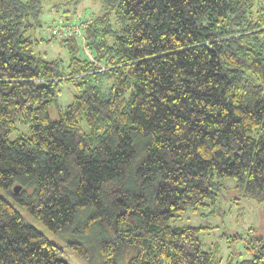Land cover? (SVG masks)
<instances>
[{
	"label": "trees",
	"instance_id": "obj_1",
	"mask_svg": "<svg viewBox=\"0 0 264 264\" xmlns=\"http://www.w3.org/2000/svg\"><path fill=\"white\" fill-rule=\"evenodd\" d=\"M95 1L0 0V188L88 263L220 264L206 227L171 220L215 212L227 177L264 202V3ZM52 41L65 57L38 49ZM246 249L228 263L264 264V237ZM61 253L0 195V264Z\"/></svg>",
	"mask_w": 264,
	"mask_h": 264
},
{
	"label": "rangeland",
	"instance_id": "obj_2",
	"mask_svg": "<svg viewBox=\"0 0 264 264\" xmlns=\"http://www.w3.org/2000/svg\"><path fill=\"white\" fill-rule=\"evenodd\" d=\"M264 3V0H259ZM47 5L45 4V13L43 17L51 14L46 13ZM100 4L95 0H82L78 6V13L90 15L91 13H99L101 10ZM52 22H55L53 20ZM48 26L45 25L44 28ZM43 36H48V31L41 32ZM38 49L44 53L48 59L56 58L58 55H66L63 47L58 45L57 41L50 43L42 42ZM85 53H89L84 48ZM91 59L92 55L88 54ZM74 93L73 86L70 83L61 85V94L58 97L57 103L61 106L66 105L72 98ZM51 114L55 116V111L50 109ZM20 133H28V128L25 125L17 124V128L13 130L9 138L14 139ZM228 185L223 190V195L218 203L215 212L210 213V208L205 207L194 212L186 210L181 215L171 220L173 225L190 224L193 226H203L206 229L199 232V238L204 249L217 248L221 258L220 264H229L228 260L235 261L251 257V252L247 251L246 247L255 242L258 237H264V202H257L250 197L238 194L234 188L235 181L231 177L225 179ZM0 195L7 199L31 225L44 233L53 242L62 247L61 256L69 264H91L84 261L78 256L77 252L71 248L63 238L54 235L45 225L29 213L18 201L9 196L0 188ZM92 264H99L96 258Z\"/></svg>",
	"mask_w": 264,
	"mask_h": 264
},
{
	"label": "built area",
	"instance_id": "obj_3",
	"mask_svg": "<svg viewBox=\"0 0 264 264\" xmlns=\"http://www.w3.org/2000/svg\"><path fill=\"white\" fill-rule=\"evenodd\" d=\"M80 21L72 20L69 24L68 23H61L58 21L52 22L51 25L48 27L49 30H51L52 33H59V34H70V32L77 31L79 32V28L81 24Z\"/></svg>",
	"mask_w": 264,
	"mask_h": 264
},
{
	"label": "water",
	"instance_id": "obj_4",
	"mask_svg": "<svg viewBox=\"0 0 264 264\" xmlns=\"http://www.w3.org/2000/svg\"><path fill=\"white\" fill-rule=\"evenodd\" d=\"M20 188H21L20 185H15L14 188H13L14 189V192L15 193H18V191L20 190Z\"/></svg>",
	"mask_w": 264,
	"mask_h": 264
}]
</instances>
